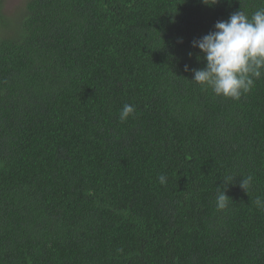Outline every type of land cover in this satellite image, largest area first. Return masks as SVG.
<instances>
[{
  "label": "trees",
  "instance_id": "trees-1",
  "mask_svg": "<svg viewBox=\"0 0 264 264\" xmlns=\"http://www.w3.org/2000/svg\"><path fill=\"white\" fill-rule=\"evenodd\" d=\"M262 7L28 0L11 32L0 11V264H264V75L239 99L191 81L192 42Z\"/></svg>",
  "mask_w": 264,
  "mask_h": 264
},
{
  "label": "clouds",
  "instance_id": "clouds-1",
  "mask_svg": "<svg viewBox=\"0 0 264 264\" xmlns=\"http://www.w3.org/2000/svg\"><path fill=\"white\" fill-rule=\"evenodd\" d=\"M218 0H203L212 6ZM215 30L192 42L202 55L198 60L205 62V67L192 69L194 81L202 87L211 89L216 96L239 99L243 93L249 92L255 80L264 75V7L256 10L250 17L241 9L230 15L227 21H218ZM191 56V53L189 54ZM185 71H189L185 66ZM130 104H125L119 113L121 122L134 113ZM243 177V176H242ZM234 177L223 181V187H217L216 207L225 210L229 197L227 186ZM159 183L165 184L166 177L160 175ZM253 177H243L240 187L248 191ZM259 209H264V200L257 197L254 201Z\"/></svg>",
  "mask_w": 264,
  "mask_h": 264
},
{
  "label": "rangeland",
  "instance_id": "rangeland-1",
  "mask_svg": "<svg viewBox=\"0 0 264 264\" xmlns=\"http://www.w3.org/2000/svg\"><path fill=\"white\" fill-rule=\"evenodd\" d=\"M28 0H1L0 11L3 21L7 24L4 26L5 31L17 28L26 12V4Z\"/></svg>",
  "mask_w": 264,
  "mask_h": 264
}]
</instances>
